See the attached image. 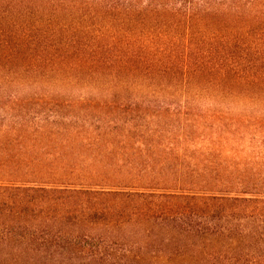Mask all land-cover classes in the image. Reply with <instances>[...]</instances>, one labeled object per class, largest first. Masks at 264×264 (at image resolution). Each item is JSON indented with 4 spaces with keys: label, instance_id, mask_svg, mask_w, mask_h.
Listing matches in <instances>:
<instances>
[{
    "label": "rangeland",
    "instance_id": "374dc122",
    "mask_svg": "<svg viewBox=\"0 0 264 264\" xmlns=\"http://www.w3.org/2000/svg\"><path fill=\"white\" fill-rule=\"evenodd\" d=\"M24 52L2 64L4 74L17 70L22 78L0 79V172L42 176L59 192L3 200L0 232L11 235L0 242V264H264V205L207 203L178 184L165 186L198 176L197 149L208 147L182 125L183 99H118L93 91L95 83L33 79V52ZM124 177L151 188L127 198L78 193ZM174 192L189 197H167Z\"/></svg>",
    "mask_w": 264,
    "mask_h": 264
},
{
    "label": "trees",
    "instance_id": "16d2710c",
    "mask_svg": "<svg viewBox=\"0 0 264 264\" xmlns=\"http://www.w3.org/2000/svg\"><path fill=\"white\" fill-rule=\"evenodd\" d=\"M29 1L0 0V79L22 78L17 70L4 74L2 64L25 51L33 52V79L95 83L93 91L118 99H183L182 125L208 147L197 149L198 176L165 186L178 184L207 203L264 205V0H33V26L24 12ZM224 156L227 165L217 161ZM27 177L0 172V208L11 196L59 192L42 176ZM102 183L78 193L127 198L151 188L136 178ZM173 194L167 197H189ZM10 235L1 230L0 242Z\"/></svg>",
    "mask_w": 264,
    "mask_h": 264
}]
</instances>
